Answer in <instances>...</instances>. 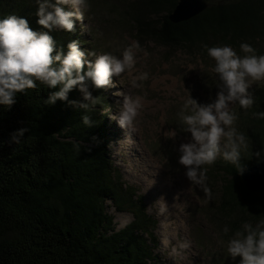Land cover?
I'll return each mask as SVG.
<instances>
[{"label": "trees", "instance_id": "1", "mask_svg": "<svg viewBox=\"0 0 264 264\" xmlns=\"http://www.w3.org/2000/svg\"><path fill=\"white\" fill-rule=\"evenodd\" d=\"M178 1L133 0L140 34L204 59L210 58L205 45H231L242 56L239 45L248 42L257 55L264 54V0H206L202 12L175 22L169 15ZM36 7L35 0H0V17L23 16L34 30H43ZM51 35L65 51L69 41L82 42L75 26ZM50 91L37 82L35 89L18 93L10 108L0 107V264L162 263L156 252L158 219L112 159L107 113H102L110 103L105 89L90 88L97 103L89 109L60 100L48 105ZM251 92L252 107L237 104L233 110L234 126L248 142L240 167L220 156L203 166L209 191L202 209L226 243L244 221L264 219V192H250L241 179V170L258 160L253 153L264 147V119L253 115L264 111V82ZM82 99L77 89L69 93V100ZM83 115L90 117L91 127L83 124ZM21 127L27 131L14 144L10 134ZM109 199L118 211L133 214L120 228L107 210ZM223 251L216 264H236L226 247Z\"/></svg>", "mask_w": 264, "mask_h": 264}, {"label": "clouds", "instance_id": "2", "mask_svg": "<svg viewBox=\"0 0 264 264\" xmlns=\"http://www.w3.org/2000/svg\"><path fill=\"white\" fill-rule=\"evenodd\" d=\"M35 3L36 23L43 30H34L23 16L9 14L0 17V107L10 108L16 103L18 93L35 89L39 82L52 90L46 104L60 100L73 107L89 109L97 103V97L89 90L90 85L96 89L114 86L112 77L119 78L135 64L132 48H126L120 56L111 52L97 54L92 49L81 48L79 40H71L66 51L59 49L51 32L56 29L72 32L75 21L85 19L88 0H35ZM204 47L207 55L215 61L212 71L216 74L218 91L207 103L198 102L189 94L176 115L181 131L190 134L187 142L179 144L178 163L184 167L191 183L208 192L206 169L202 166L211 165L220 156L240 167L241 153L248 148L246 136L234 126L238 117L231 106L238 104L246 110L254 104L249 89L254 82L264 80V54L257 55L248 42L239 45L245 54L242 56L227 44ZM146 76L145 73L140 79ZM131 85L140 86L135 78ZM73 89L79 90L82 101L69 100ZM115 95L122 96L123 100L111 119L122 128L131 129L142 105L138 99L122 91ZM253 115L264 119V111ZM82 122L92 126L88 115L82 116ZM26 131V127L13 131L11 142L19 144ZM169 135L174 138L177 132L173 130ZM253 155L258 160L264 159V147ZM223 231H229L227 225ZM226 252L236 264H264V219L255 224L244 221L228 240Z\"/></svg>", "mask_w": 264, "mask_h": 264}, {"label": "rangeland", "instance_id": "3", "mask_svg": "<svg viewBox=\"0 0 264 264\" xmlns=\"http://www.w3.org/2000/svg\"><path fill=\"white\" fill-rule=\"evenodd\" d=\"M132 1L88 0L85 19L74 25L81 35L82 48L120 56L131 47L135 56L133 68L119 78L113 76L114 86L105 89L110 103L102 113H107L112 159L127 181L140 188L149 212L158 219L160 245L156 252L162 259L160 264H216V258L225 255L227 243L202 209L207 202L204 189L191 183L178 163L179 144L187 142L190 134L181 131L176 115L189 94L201 103L215 97V61L143 37ZM261 47L264 49V40ZM145 73L146 78L141 80ZM134 78L139 87H132ZM263 82H254L249 90ZM117 91L142 105L131 129L111 119L123 100L115 95ZM173 130L177 132L174 138L169 135ZM107 210L118 228L133 218L131 212L118 211L110 199Z\"/></svg>", "mask_w": 264, "mask_h": 264}, {"label": "water", "instance_id": "4", "mask_svg": "<svg viewBox=\"0 0 264 264\" xmlns=\"http://www.w3.org/2000/svg\"><path fill=\"white\" fill-rule=\"evenodd\" d=\"M207 6L206 0H179L169 18L175 22L186 20L202 12ZM241 179L250 192H264V159L245 167L241 172Z\"/></svg>", "mask_w": 264, "mask_h": 264}]
</instances>
